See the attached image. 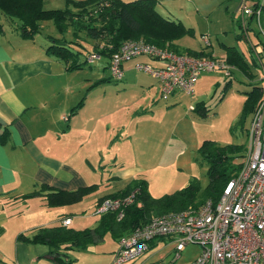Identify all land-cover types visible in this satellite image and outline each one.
Wrapping results in <instances>:
<instances>
[{
    "label": "rangeland",
    "instance_id": "obj_1",
    "mask_svg": "<svg viewBox=\"0 0 264 264\" xmlns=\"http://www.w3.org/2000/svg\"><path fill=\"white\" fill-rule=\"evenodd\" d=\"M166 2L162 8L175 11L185 8L186 5L183 1ZM248 4L251 5L250 2ZM63 8L64 2L61 0H48L44 3V9L47 10ZM189 9L191 6L187 5L185 11L189 13ZM222 12L223 8L200 23L201 32L210 25L211 31L206 34L207 36L202 37L200 35L202 33L198 31L194 37L181 38L177 45L193 51L206 46L207 52H213L215 59L221 62L224 55L221 45L234 46L248 64V75L234 67L229 69L231 76H226L225 71L217 69L198 78L195 98L191 99L183 93H178L164 101L159 96L157 82L143 71H127L121 81H116L111 77L108 68L103 69L104 60L91 65L87 63L74 76L78 84L90 81L91 85L76 89V101H83L85 104L84 112L90 117L94 140L90 148L88 147L89 150L84 147L82 153L73 156V160L77 161L75 162L77 174L98 183L97 188L80 202L68 206L49 208L41 198L33 203L11 201L2 205L4 209H0V215L2 213L11 215L12 217L8 218L9 223L20 225L25 221L28 226L41 214L45 220L52 216V213L56 215V219L59 215L68 214L73 216L71 228L82 230L91 228L94 212L97 214L96 209L94 211V199L121 188L124 183L126 186L127 180H130V183L137 179L146 180L148 191L154 198L172 194L185 188L192 180H196L201 194L208 184V165L197 153L199 146L204 140H210L220 147L247 146V130L251 115L243 116L245 93L250 91L253 83L264 87V54L257 56L249 50L252 45L258 44L259 40L264 42L263 36L261 34H258V38L255 36L254 32L259 31L253 22L247 36L236 39V35L241 31L237 29V23L233 24L231 21L232 11L230 15H224ZM201 17L195 16L197 21H201ZM216 21L221 24L217 25ZM44 35L58 36L50 22L43 23L42 32L35 36V41L46 43ZM66 38L70 36L66 35ZM204 38L208 46L202 44ZM85 46L91 48L89 44ZM98 81L103 82L95 86L94 83ZM228 82L229 86L225 90ZM199 102L208 109L205 118L189 110L191 104L195 106ZM86 157L93 169L86 164ZM105 199L108 198L103 200ZM17 236L15 240H11L13 248L15 241H18ZM107 245V250L113 248V244ZM197 247L186 246L183 254L190 256L198 249ZM171 254L173 257V253ZM167 262L168 260H165L163 263L153 264Z\"/></svg>",
    "mask_w": 264,
    "mask_h": 264
},
{
    "label": "crops",
    "instance_id": "obj_2",
    "mask_svg": "<svg viewBox=\"0 0 264 264\" xmlns=\"http://www.w3.org/2000/svg\"><path fill=\"white\" fill-rule=\"evenodd\" d=\"M166 1H183L186 3L185 8L190 5L191 9L189 13L183 7L179 11L164 9L162 5L167 3ZM249 2L251 5L248 4ZM263 2L264 0H156V10L162 16L191 28L194 36L200 31L202 33L200 35L205 37L211 31L210 25L201 32L200 23L218 10L223 8L224 15H230L232 11V23L243 22L246 28L249 18L242 16L243 6L253 8L254 4ZM195 16L198 18L202 16L201 21H197ZM216 23L221 24L218 21ZM237 29L240 30L238 25ZM221 31L223 32V29ZM243 36H247V32H244ZM202 41V44H205L204 40ZM45 46L46 43L36 42L35 37L31 40L21 39L3 22L0 34V129L5 127L9 129L10 140L5 146L0 145V209L2 210L4 209L2 205L11 201L33 203L40 198L44 201L42 197L21 199L24 195L39 190L42 185L64 191H74L89 185L98 186V183L77 174L75 166L77 161L73 160V156L79 154L84 147L90 148L94 140L90 117L84 112V102L74 115H70V111L80 102L76 101V89L80 86H90L91 82L78 84L74 74L79 70L65 71L64 64L59 59L46 55ZM210 53L215 57L213 52ZM145 61L144 58H137L125 63L123 78L127 71H137L135 68L137 63ZM103 64V69H106L107 61L104 60ZM100 82L103 81L95 82L94 85ZM85 162L93 169L87 157ZM127 181L129 184L130 180ZM126 186L124 183L121 188L95 198L94 211L99 199ZM2 214L0 215V259L11 264H54L48 256L46 246L28 243L26 245L25 242L15 241L13 248L10 244L11 240H15V237L23 232L30 233L27 234L30 237L40 227L61 225V221L66 218L71 219L69 227H72L73 216L64 214L56 219V215L52 213V216L45 220L44 215L41 214L38 215L41 217L40 220L38 217L27 226L25 221L20 225L9 223L8 218L12 216ZM100 217V214L94 212L92 217L94 221L89 229L98 226ZM108 242L113 244V248L107 250ZM2 243L8 245L3 246ZM197 248L190 256L183 254L184 249L176 256L174 239H156L150 243L147 253L127 264L163 263L165 260H168L167 264H189L199 256L200 249ZM117 250L118 240L112 239L107 234L101 242L92 244L86 252H70V256L76 260V264H114Z\"/></svg>",
    "mask_w": 264,
    "mask_h": 264
},
{
    "label": "trees",
    "instance_id": "obj_3",
    "mask_svg": "<svg viewBox=\"0 0 264 264\" xmlns=\"http://www.w3.org/2000/svg\"><path fill=\"white\" fill-rule=\"evenodd\" d=\"M46 1L48 0H0V34L5 22L21 39L31 40L42 32L43 23L50 22L58 36L45 35V53L59 59L67 72L83 69L87 64V57L94 53L109 64L113 54L129 40H142L159 48H167L178 55L215 59L212 53L207 52L206 47L200 51L179 49L177 41L185 36L193 37V30L179 21L162 16L156 10V0H61L64 2L63 9L49 10L44 9ZM254 8L260 9L261 25L264 28V2L254 4ZM253 22V17H250L248 26L242 29L241 22L238 21L241 33L236 39L250 31ZM254 33L258 38L260 33ZM66 35L70 38H66ZM83 42L91 48L86 47ZM255 45L263 46V55L264 42L259 40ZM223 50V62L248 75L249 67L244 56L235 47L223 45ZM249 50L253 52L252 46ZM228 86L229 82L224 89L227 90ZM262 88L258 83H253L250 91L245 93L244 117L255 111L262 99ZM82 105L83 101H80L70 111V115H74ZM193 112H197L201 118L208 115L207 107L201 102L195 104ZM9 140V129H0V145L5 146ZM245 151V145L220 147L210 140H204L197 150L199 157L208 165V184L201 194L197 181L192 180L179 191L154 198L148 191V182L137 179L98 201L99 203L104 198H122L135 190V201L122 209V218H118V212H109L101 215L98 226L94 229L75 230L62 225L40 227L30 237L19 234L17 240L46 246L48 256L54 264H76L70 252L85 251L88 246L101 242L107 234L112 239L119 240L155 217L198 209L208 199L216 202L226 184L239 172ZM96 188L97 185H89L74 191H64L42 185L39 190L21 198L42 197L47 207H61L80 202ZM0 264L11 263L0 259Z\"/></svg>",
    "mask_w": 264,
    "mask_h": 264
},
{
    "label": "built area",
    "instance_id": "obj_4",
    "mask_svg": "<svg viewBox=\"0 0 264 264\" xmlns=\"http://www.w3.org/2000/svg\"><path fill=\"white\" fill-rule=\"evenodd\" d=\"M243 17H253L264 38L259 8H242ZM245 28L246 24L241 23ZM205 44L207 40L204 38ZM257 56L263 53L262 45H252ZM144 58L135 68L151 75L159 85V96L169 97L183 93L195 97L198 78L214 70L230 76V66L216 59L178 55L167 48H159L142 40L124 42L109 60L111 77L121 81L125 63ZM101 60L97 53L87 57L88 64ZM193 111L194 106H189ZM136 191L123 198H108L96 208L103 215L118 212L135 201ZM69 227L71 219L61 221ZM156 239H174L176 256L188 245L200 248L199 256L189 264H264V87L262 99L251 115L247 130V146L237 175L224 187L219 199L206 200L198 209L168 213L151 219L130 235L118 240L114 264H127L147 253Z\"/></svg>",
    "mask_w": 264,
    "mask_h": 264
}]
</instances>
